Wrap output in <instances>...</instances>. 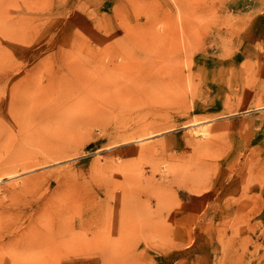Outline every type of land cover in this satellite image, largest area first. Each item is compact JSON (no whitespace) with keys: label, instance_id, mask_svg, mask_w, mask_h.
<instances>
[{"label":"rangeland","instance_id":"374dc122","mask_svg":"<svg viewBox=\"0 0 264 264\" xmlns=\"http://www.w3.org/2000/svg\"><path fill=\"white\" fill-rule=\"evenodd\" d=\"M0 112V264H264V0H0Z\"/></svg>","mask_w":264,"mask_h":264},{"label":"bare ground","instance_id":"6f19581e","mask_svg":"<svg viewBox=\"0 0 264 264\" xmlns=\"http://www.w3.org/2000/svg\"><path fill=\"white\" fill-rule=\"evenodd\" d=\"M176 2H177V1H176ZM33 103H34V102H33ZM22 105H23V104H22ZM0 113H1V112H0ZM1 115H2V114H1ZM1 115H0V116H1ZM7 116H8V114H7ZM1 118H4V117L2 116ZM9 118H10V116H9ZM4 119H5V118H4ZM4 119H3V120H4ZM11 120H12V119H11ZM4 121H5V120H4ZM197 121H198V120H197ZM195 122H196V121H195ZM191 124H192V123H191ZM193 124H194V123H193ZM193 124H192V126H193ZM203 124H204V123H203ZM197 126H198V125H197ZM189 127H190V126H189ZM194 127H195V126H194ZM199 127H200V125H199ZM200 128H201V127H200ZM200 128H199V129H200ZM150 129H151V128H150ZM150 129H149V130H150ZM191 129H192V128H191ZM196 129H197V128H196ZM154 130H155V129H154ZM154 130H153V131H154ZM201 130H202V129H201ZM160 131H161V130H160ZM196 131H197V130H196ZM127 132H128V131H127ZM129 132H130V131H129ZM156 132H158V131H156ZM156 132H154V133L156 134ZM189 132H191V131H189ZM192 132L196 133L195 131H192ZM192 132H191V133H192ZM202 132H203V131H202ZM115 133H116V132H115ZM117 133H118V132H117ZM147 133H148V132H147ZM158 133H160V132H158ZM191 133H190V134H191ZM199 133L201 134V131H200ZM204 133H207V132H204ZM204 133H203V134H204ZM123 134H125V133H123ZM145 134H146V132H145ZM151 134L153 135V132H152ZM203 134H202V135H203ZM141 135H142V134H141ZM141 135H140V136H141ZM196 135H197V133H196ZM198 135H199V134H198ZM204 135H205V134H204ZM116 136H117V135H116ZM120 136H121V135H120ZM205 136H206V135H205ZM141 137H142V136H141ZM143 137H144V136H143ZM113 138H114V137H113ZM139 138H140V137H139ZM148 138H149V137H148ZM196 138H198V137H196ZM202 138H203V137H202ZM80 140H81V139H80ZM140 140H141V139H140ZM140 140H139V141H140ZM142 140H143V139H142ZM144 140H145V139H144ZM60 141H61V140H60ZM65 141H66V140H65ZM67 141H69V140H67ZM74 141H77V140H74ZM81 141H82V140H81ZM81 141L78 140V142H81ZM137 141H138V140H137ZM57 142H58V141H57ZM188 142H189V141H188ZM72 143H73V141H72ZM72 143H71V144H72ZM59 144H60V143H59ZM59 144H58V145H59ZM195 144H196V142H195ZM46 147H47V146H46ZM42 148H43V147H42ZM57 148H58V147H57ZM61 148H63V145H61ZM61 148H60V149H57V150H52V151H50V152L61 151ZM71 149H72V148H71ZM42 151H44V150H42ZM45 151H46V150H45ZM35 153H36V152H35ZM35 153H34V154H35ZM40 153H41V152H40ZM66 153H67V152H66ZM66 153H64V154H66ZM71 153H72V152H71ZM74 153H75V152H73V154H74ZM60 154H61V153H60ZM73 154H72V155H73ZM36 155H37V154H36ZM69 155H70V153H69ZM28 156H29V155H28ZM28 156H27V157H28ZM32 156H33V155H32ZM54 156H55V154H54ZM62 156H63V155H62ZM62 156H61V157H62ZM70 156H71V155H70ZM30 157H31V156H30ZM30 157H29V158H30ZM52 157H53V156H52ZM58 157H59V156H58ZM61 157H60V158H61ZM65 157H66V156H65ZM41 159H43V158H41ZM58 159H59V158H58ZM2 160H3V159H2ZM18 160H19V159H18ZM30 160H31V159H30ZM38 160H40V159L38 158ZM38 160H37V161H38ZM50 160H53V159H50ZM34 161H35V160H33V162H34ZM41 161H42V160H41ZM41 161H40V164H41ZM49 162H50V161H49ZM49 162H48V163H49ZM14 163H15V161H14ZM15 164H16V163H15ZM22 164H23V163H22ZM43 164H44V163H43ZM0 165H1V164H0ZM6 165H8V164H6ZM16 165H17V164H16ZM20 165H21V164H20ZM35 165H36V164H35ZM44 165H45V164H44ZM44 165H42V166H44ZM34 167H35V166H34ZM16 168H17V167H16ZM30 168H33V167H30ZM28 169H29V168H28ZM26 170H27V169H26ZM26 170H25V171H26ZM23 171H24V170H23ZM10 174H11V173H10ZM13 174H14V173H13ZM13 174H12V175H13ZM15 174H16V173H15ZM15 174H14V175H15ZM5 175H6V174H5ZM3 180H4V179H3ZM34 182H35V178H34ZM34 182H33V183H34ZM36 185H37V183L35 184V186H36ZM38 185H39V184H38ZM219 193H220V192H219ZM174 199H175V197H174ZM176 200H177V199H176ZM42 203H43V202H42ZM176 203H179V202H176ZM45 204H46V203H45ZM185 204H186V203H185ZM40 205H41V204H40ZM48 205H49V204H48ZM54 205H55V204H54ZM90 206H91V204H90ZM90 206L88 205V206H86L85 208H88V207H90ZM213 207H214V206H213ZM85 208H84V209H85ZM47 209H49V208H47ZM44 210H45V209H44ZM50 210H51V209H50ZM206 210H208V209H206ZM41 212H42V210H41ZM50 212H51V211H50ZM209 213H210V212H209ZM43 214H44V213H43ZM168 215H169V214H168ZM46 216H47V215H46ZM216 216H218V215H216ZM169 218H170V217H169ZM169 218H168V219H169ZM224 218H225V217H224ZM176 219H177V218H176ZM216 219H217V218H216ZM152 220H153V219H152ZM177 220H178V219H177ZM214 220H215V218H214ZM195 221H196V220H195ZM48 222H49V221H48ZM215 222H216V221H215ZM215 222H214V223H215ZM220 222H222V221H220ZM56 223H57V222H56ZM152 223H153V222H152ZM197 223H198V222H197ZM68 224H69V223H68ZM157 225H160V224H157ZM176 225H177V224H176ZM180 225H181V224H180ZM184 225H185V224H184ZM194 225H195V224H194ZM66 227H67V226H66ZM46 230H47V229H46ZM57 230H59V229H57ZM57 230H56V231H57ZM66 230H67V229H66ZM71 231H72V228H71ZM54 232H55V229H54ZM72 232H73V231H72ZM45 233H46V232H45ZM11 240H13V239H11ZM62 254H64V253H62ZM60 257H63V255H60Z\"/></svg>","mask_w":264,"mask_h":264}]
</instances>
